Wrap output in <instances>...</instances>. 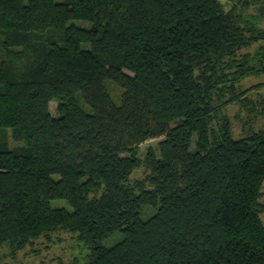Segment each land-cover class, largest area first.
Segmentation results:
<instances>
[{
	"label": "trees",
	"instance_id": "obj_1",
	"mask_svg": "<svg viewBox=\"0 0 264 264\" xmlns=\"http://www.w3.org/2000/svg\"><path fill=\"white\" fill-rule=\"evenodd\" d=\"M263 21L264 0H0V247L63 229L82 264H264V130L225 113L261 86Z\"/></svg>",
	"mask_w": 264,
	"mask_h": 264
},
{
	"label": "rangeland",
	"instance_id": "obj_2",
	"mask_svg": "<svg viewBox=\"0 0 264 264\" xmlns=\"http://www.w3.org/2000/svg\"><path fill=\"white\" fill-rule=\"evenodd\" d=\"M222 3H230L231 0H219ZM258 3H251L248 8H244L243 12L246 14H255ZM75 22L86 28L91 27V22L81 19H73ZM264 24V21H263ZM257 44L246 50H253ZM2 60V51L0 50V63ZM126 71L133 74L130 70ZM242 88L248 89L247 101L241 105L239 102L231 103L227 106L225 113L231 120L232 133L236 138L249 135L255 131L264 130V74L259 76H249L241 82ZM108 90L116 101L120 100L122 89L113 81L108 82ZM59 100L54 98L49 103L50 112L58 115ZM3 134V133H2ZM10 139L12 145L17 144L11 137V130H6L4 133ZM163 137L148 139L138 144V154L141 157L142 163L135 168L130 175V184H135L138 180H144L149 173L146 166L145 158L150 148L159 151V143ZM128 155V153H124ZM58 177V176H56ZM264 191V186H263ZM100 194L103 192V187L94 191L93 194ZM93 194L91 196H93ZM264 203V195L262 197ZM54 205H67L66 201L54 200ZM153 210L150 211V214ZM147 214L144 215L146 217ZM264 221V211L261 214ZM123 237L121 232H116L110 237L106 238L102 243L105 246H112L118 243ZM89 246L79 238L75 231L58 229L49 234L40 236L33 240L26 248L14 253L8 246L0 247V264H82L87 261L90 253Z\"/></svg>",
	"mask_w": 264,
	"mask_h": 264
},
{
	"label": "crops",
	"instance_id": "obj_3",
	"mask_svg": "<svg viewBox=\"0 0 264 264\" xmlns=\"http://www.w3.org/2000/svg\"><path fill=\"white\" fill-rule=\"evenodd\" d=\"M243 81V80H242Z\"/></svg>",
	"mask_w": 264,
	"mask_h": 264
}]
</instances>
